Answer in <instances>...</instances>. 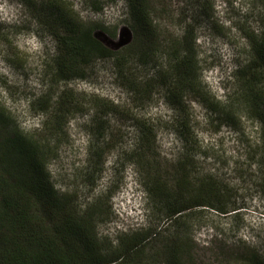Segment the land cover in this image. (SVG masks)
I'll return each instance as SVG.
<instances>
[{
	"label": "rangeland",
	"instance_id": "rangeland-1",
	"mask_svg": "<svg viewBox=\"0 0 264 264\" xmlns=\"http://www.w3.org/2000/svg\"><path fill=\"white\" fill-rule=\"evenodd\" d=\"M46 1L0 0V103L21 129L49 141L52 151L47 170L55 190L72 194L81 209L99 199L111 206L97 231L114 247L120 232L132 235L148 225L146 211L151 204L144 173L150 168L142 170L136 161L143 125L156 132L155 144L145 153L155 167L174 172L171 165L180 157L181 146L173 133L175 113L162 98L164 89L159 84L143 89L146 80L154 84L158 71H167L172 63L166 39L182 37L190 26L201 68L199 95L236 104L241 91L248 89L235 72L250 58L245 32L262 33L264 5L262 0H153L152 18L160 43L142 55L129 49L131 21L121 14L120 1L107 2L97 12L93 3L106 0H61L72 5L83 21L110 29V34L102 30L106 43L123 56L120 61L94 59L84 69V77L60 81L52 74L58 56L56 42L38 17L40 9L48 11ZM65 88L80 111L70 113L63 130L52 133L47 120ZM257 88L264 95V80ZM199 95L188 91L184 98L196 136L192 175L199 181L212 173L228 185L236 195V206L230 207L237 210L219 214L195 209L185 217L188 229L170 225L163 215H153L154 223L164 229L145 241L138 253L139 264H170L165 245L171 249L173 242L172 247L183 249V264H243L250 252L264 258V165L252 155L257 151L260 123L238 106L237 125L223 122ZM41 96L47 98V110L39 109Z\"/></svg>",
	"mask_w": 264,
	"mask_h": 264
},
{
	"label": "trees",
	"instance_id": "trees-1",
	"mask_svg": "<svg viewBox=\"0 0 264 264\" xmlns=\"http://www.w3.org/2000/svg\"><path fill=\"white\" fill-rule=\"evenodd\" d=\"M115 1H120L121 14L127 15L131 21L133 40L130 51L145 55L156 50L160 42L152 18L154 1L106 0L104 3H93V6L98 12L107 2ZM262 3L264 5V0ZM45 8L48 11L43 13L40 9L38 17L56 42L58 56L52 67L56 80L84 77V69L97 58L115 57L120 61L123 54L106 43L108 40L102 30L107 34L111 30H106L103 24L83 21L72 5H65L61 0H47ZM245 37L250 58L235 72L239 73L238 79H242L244 89H248L241 91L236 104H223L199 95L201 68L197 65L194 51L196 37L190 26L182 37H165L170 43V55L173 54L172 63L167 71H158L159 78L154 84L146 80L143 89L145 91L146 86L155 84L164 89L162 98L175 113L173 133L181 146L180 157L171 165L176 170L174 172L169 173L167 167H155L154 160L145 153L155 144L156 132L143 125L138 132L142 149L136 155V161L142 170L150 168V171H144V185L151 204L146 211L148 225L132 235L120 232L115 236L117 245L114 247L110 240L99 237L97 231L104 213L111 206H104L99 199L81 209L72 194L55 190L47 170L52 151L49 141L45 136H36L21 129L17 120L0 103V264H139L138 253L145 241L156 237L160 228L164 229L154 223L153 215L159 218L163 215V221L170 225L188 229L190 225L185 217L195 209H212L219 214L236 211L237 208L230 207L236 206V195L228 185L212 173L202 175L199 181L192 175L196 136L191 130L189 109L184 98L188 91L198 94L216 118H222L223 122L231 121L232 125H237L240 117L235 112L237 106L258 120L257 151L252 155L264 165V95L257 88L264 80V30L261 34L246 31ZM150 92L151 88L147 96ZM59 98L56 110L47 120V129L52 133L63 130L70 113L76 109L80 111L78 104L72 102L69 89H63ZM38 105L39 109L47 110V98L39 97ZM167 173L170 179L163 180L161 177H167ZM173 177L174 180H171ZM175 243L170 244L171 249L165 245L169 250L168 254L164 253L167 262L183 264V249L172 247ZM243 261V264H264V258L256 252L246 254Z\"/></svg>",
	"mask_w": 264,
	"mask_h": 264
}]
</instances>
